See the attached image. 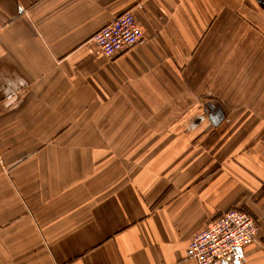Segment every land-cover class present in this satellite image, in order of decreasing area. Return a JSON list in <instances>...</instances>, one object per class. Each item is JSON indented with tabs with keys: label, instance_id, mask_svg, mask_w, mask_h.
<instances>
[{
	"label": "crops",
	"instance_id": "0c3cea01",
	"mask_svg": "<svg viewBox=\"0 0 264 264\" xmlns=\"http://www.w3.org/2000/svg\"><path fill=\"white\" fill-rule=\"evenodd\" d=\"M251 3L0 0V264H197L189 240L232 208L260 223L233 264H264ZM129 10L144 40L103 56Z\"/></svg>",
	"mask_w": 264,
	"mask_h": 264
},
{
	"label": "built area",
	"instance_id": "2783aa9c",
	"mask_svg": "<svg viewBox=\"0 0 264 264\" xmlns=\"http://www.w3.org/2000/svg\"><path fill=\"white\" fill-rule=\"evenodd\" d=\"M101 54L118 55L144 40V32L129 10L92 36ZM259 221L244 210L232 208L211 219L188 242L186 255L197 264H233L238 251L257 241Z\"/></svg>",
	"mask_w": 264,
	"mask_h": 264
},
{
	"label": "rangeland",
	"instance_id": "374dc122",
	"mask_svg": "<svg viewBox=\"0 0 264 264\" xmlns=\"http://www.w3.org/2000/svg\"><path fill=\"white\" fill-rule=\"evenodd\" d=\"M245 2V1H244ZM251 9L252 10V12H253V14H256V16H257V19L255 20V22H256V24H257V29L258 30H260V31H262V33H264V9H258V8H256L252 3H251V5H249V4H247V5H245V4H242V5H240V10H241V12H245V11H247V9ZM259 35V34H258ZM264 35V34H263ZM262 39L263 40V42H264V36H262V35H259L258 36V39ZM257 45H264V43H260L259 41H258V44ZM259 62H262V61H259ZM243 71V70H242ZM258 71V69L257 70H253V74L256 76V72ZM242 76H243V74H242Z\"/></svg>",
	"mask_w": 264,
	"mask_h": 264
},
{
	"label": "flooded vegetation",
	"instance_id": "af4514ba",
	"mask_svg": "<svg viewBox=\"0 0 264 264\" xmlns=\"http://www.w3.org/2000/svg\"><path fill=\"white\" fill-rule=\"evenodd\" d=\"M255 4H256V8L258 9H264V0H254Z\"/></svg>",
	"mask_w": 264,
	"mask_h": 264
}]
</instances>
